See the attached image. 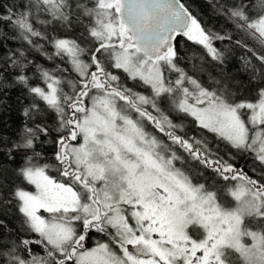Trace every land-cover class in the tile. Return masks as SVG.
<instances>
[{
  "label": "snow or ice",
  "instance_id": "1",
  "mask_svg": "<svg viewBox=\"0 0 264 264\" xmlns=\"http://www.w3.org/2000/svg\"><path fill=\"white\" fill-rule=\"evenodd\" d=\"M212 7L240 39L181 0H20L0 12V111L17 88L23 109L14 138L0 132V216L20 214L17 228L0 219V264H234L232 253L264 264V0ZM178 38L202 47L218 78L202 81L203 56H182ZM233 47L251 53L240 60L254 96L225 70ZM205 133L250 154L260 176ZM193 162L225 186L200 182ZM92 233L107 239L87 248Z\"/></svg>",
  "mask_w": 264,
  "mask_h": 264
},
{
  "label": "trees",
  "instance_id": "2",
  "mask_svg": "<svg viewBox=\"0 0 264 264\" xmlns=\"http://www.w3.org/2000/svg\"><path fill=\"white\" fill-rule=\"evenodd\" d=\"M181 2L185 3L186 6H188L190 10L193 12V14L197 15L198 18H200L206 26L212 28L213 31H217V32H220L222 30L233 31V41L241 38L239 33L234 32L232 22L227 20L223 15L216 14L213 10L212 5L216 4L217 6H219L220 3H223V0H181ZM250 2H255V0H250ZM12 3L19 4L20 0H0V12L4 11V9L9 4H12ZM58 34L62 37L71 39L72 36H74V34H79V29L70 30L66 34L63 32V30H60ZM178 39L180 40L182 56L190 57L193 55V52H195L199 56H203L206 71L202 73L200 76L202 81L209 82V83L211 82L209 81V73H211L212 76H215L218 78L219 68H217L216 62L211 60V57L206 54L205 50H203L202 47L193 45L192 43L187 42L183 38H178ZM246 42L248 43L250 47H252L254 44L251 38H246ZM41 43H43V41H41ZM224 43L227 44L228 42L225 41ZM12 46L18 47L19 45L12 44ZM215 46L218 49L223 50L221 42L217 41ZM47 49L49 53L54 52V49L51 47V45H47ZM29 55L32 58H34L36 62L42 64L45 68L54 67V62L46 60L40 52L32 51L29 53ZM225 55H226V60H225L226 72L231 74L233 79L242 81L244 82L245 85H248L247 89L244 92V95L254 96L255 82L249 85V77L247 73H245L242 70L241 60H240V57L242 55L250 56L251 53H247L244 48L233 47L231 51L226 52ZM55 63H60V61L57 60L55 61ZM62 66H67V65H62ZM181 67H184L187 70L189 67V61L186 59L184 62L181 63ZM220 67H224V66H220ZM128 82H133V81H128ZM18 93H19V88L12 90L8 97L11 108H9L6 111H0V132H3V134L5 135L12 136L13 138L15 136L14 129L18 128L21 125V122L23 120V117L21 115L23 109L20 103L16 99ZM25 103H27V101H25ZM172 119L174 120V122L183 123L185 125L184 127L185 133L194 134L198 131L197 129H195V126L192 124L190 118L181 119L180 114L172 113ZM205 135L208 136L211 147H215L217 143L220 144L219 151L221 150L222 154L224 152V149H226L233 153L235 157V161L241 162L246 165L249 162L253 163V159L250 154L238 155L234 152V150L229 148L225 143L218 142L212 134L205 133ZM228 151H225L224 153ZM45 152L48 154H51L52 149L50 147L46 148ZM48 162L55 163V161L52 159H49ZM20 163H21L20 159L17 158V160L13 164V167L19 166ZM192 164H198V163L193 162ZM193 166L194 165H192L191 167ZM203 170H204V173H206L207 175H212L208 170L204 168ZM49 174L52 176L57 175L55 171H52V170L49 171ZM7 176L9 180H12L14 178L11 172H8ZM25 187H27L29 191H34V188L32 186L25 185ZM19 218H20V214L16 211L15 208H12L9 214L0 216V219H4L10 228H17ZM34 251L41 252L42 250L39 246H34Z\"/></svg>",
  "mask_w": 264,
  "mask_h": 264
},
{
  "label": "flooded vegetation",
  "instance_id": "3",
  "mask_svg": "<svg viewBox=\"0 0 264 264\" xmlns=\"http://www.w3.org/2000/svg\"><path fill=\"white\" fill-rule=\"evenodd\" d=\"M78 36H79V34H74V36H72V38H76V37H78ZM126 82H127V84H128L129 87H134V89H135L136 91H140V90H142V91H140V92L145 93V94L147 93V89H145L143 86H138V85L136 84V82H128V81H126ZM143 91H144V92H143ZM169 115H170L171 118H172V113H169ZM145 127H146V130L153 132L154 134H156L157 136H159L161 139H163V136H161L159 133H157V132L155 131V129H153V128L151 127V125L148 124L147 122H145ZM225 151H228V150L224 149V152H225ZM224 152H223V154H222V151L220 150V154H221V155H224V154H225ZM228 152H230V151H228ZM226 153H227V152H226ZM234 163H235V166H236L237 168H240V169L244 170L245 172L248 173V175L251 174L250 176H252L254 179H256V178H258V177L260 176V171H261V169L259 168V165H255L256 171L254 172V171L252 170L253 167H254V163L249 162V163L246 165V164H243V163H241V162H237V161H235V160H234ZM192 165H194V166L192 167L194 170H197V171L203 173V176H202V177H197V179H199L200 181L204 182V181L206 180V181H208L209 184H213V183H215L216 185H220L221 187H224V186H225L224 182H221V181H219L218 178H215V177H214V174H213L212 172L209 171L212 175H207L206 173H204L203 167H202L199 163H198V164H191V166H192ZM195 182H196V181L194 180V183H195ZM233 183H234V182H228V183H227V186H228V187H231V186H233ZM220 199L223 200L224 197L221 196ZM226 203H227L229 206H231V205L233 204V201H232L231 199H228V200L226 201ZM106 239H107V238L104 237L102 234H99V233H92L90 239L86 242V245H85V246H86L87 248H92V247H95V241L100 240L101 242H103V241H105ZM245 242H246V243H249V241H245ZM232 259H233V261H234V264H244L243 257H241L238 253H232Z\"/></svg>",
  "mask_w": 264,
  "mask_h": 264
},
{
  "label": "rangeland",
  "instance_id": "4",
  "mask_svg": "<svg viewBox=\"0 0 264 264\" xmlns=\"http://www.w3.org/2000/svg\"><path fill=\"white\" fill-rule=\"evenodd\" d=\"M41 215L47 216L48 214L44 213L43 210H41Z\"/></svg>",
  "mask_w": 264,
  "mask_h": 264
}]
</instances>
